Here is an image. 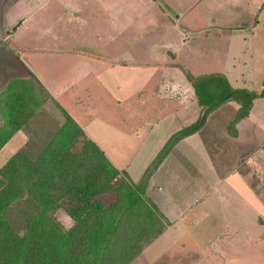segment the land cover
Returning a JSON list of instances; mask_svg holds the SVG:
<instances>
[{
    "label": "crops",
    "instance_id": "0c3cea01",
    "mask_svg": "<svg viewBox=\"0 0 264 264\" xmlns=\"http://www.w3.org/2000/svg\"><path fill=\"white\" fill-rule=\"evenodd\" d=\"M247 1L15 0L4 13L12 33L6 51L0 50V90L12 77L35 78L136 181L170 135L202 112L185 74L194 57L190 45L204 60L220 59L219 69L191 75L221 73L231 82L235 64L225 66L228 50L218 44L242 33L239 12ZM108 98L115 108L103 102ZM44 106L13 134H27ZM238 107L230 100L209 112L203 126L177 141L151 173L147 195L170 224L129 264H158L176 251L195 254L197 264L258 262L257 251H264V192L257 191L264 184V96L237 119ZM162 113L172 121L147 152L160 122L155 116ZM200 231L207 240L198 241ZM177 233L195 241L174 242Z\"/></svg>",
    "mask_w": 264,
    "mask_h": 264
},
{
    "label": "trees",
    "instance_id": "16d2710c",
    "mask_svg": "<svg viewBox=\"0 0 264 264\" xmlns=\"http://www.w3.org/2000/svg\"><path fill=\"white\" fill-rule=\"evenodd\" d=\"M199 117L170 135L148 165L140 184L125 177L97 144L35 78L12 77L0 90V150L47 101L61 113L43 146L21 148L0 166V264H129L165 228L149 198L144 197L148 176L171 147L199 130L206 117L227 101L239 107L236 118L248 115L261 91L234 88L225 75L193 76L186 72ZM125 172L122 174L124 175ZM115 190L106 205L99 196ZM64 210L71 220L65 227L57 218Z\"/></svg>",
    "mask_w": 264,
    "mask_h": 264
},
{
    "label": "rangeland",
    "instance_id": "374dc122",
    "mask_svg": "<svg viewBox=\"0 0 264 264\" xmlns=\"http://www.w3.org/2000/svg\"><path fill=\"white\" fill-rule=\"evenodd\" d=\"M14 1L15 0H0V50H3V46L5 44H8L11 39L10 34L12 33V31H11V28L7 26L4 22V13L7 7L10 4H12ZM247 2L248 3L243 4L242 9L239 12L240 22L242 23L241 25H243L241 27L242 33L240 32L232 33L231 36L229 35L230 40L223 42V43H219L218 46L220 50L221 48L228 50V56L227 58H224V62H223L225 63V66L231 63L235 64L232 69L231 68L229 69L231 73L229 74V78H230V81H231L230 83L232 84V86L234 88H247L251 90H258L261 86L262 80L264 79V9L255 10L256 7L260 6L262 0H257V3H256V0H248ZM51 7L52 6L50 5L49 9H51ZM52 23H55V22H52ZM250 30H252L253 32H251ZM197 34L195 35L197 36ZM242 35L245 37L250 36V38L248 40L243 41L242 39H240ZM191 37H192V34L189 35V38ZM197 37H199V35ZM187 50L189 53H192L194 56L193 59L190 61L192 63H191V68L188 70V73L189 72L196 73V71L198 72L201 71L200 69H203L202 71H205L204 69H207L209 71L219 69L218 63L220 59L207 58L204 60L202 57L203 54L201 56L200 53L198 52L199 49L197 48V45H193V47L190 45V48H188ZM3 51L5 52L6 50L4 49ZM207 61H208L209 66H207L206 64ZM242 63H245V65L243 66ZM103 102L105 103L107 102L109 106L113 105L112 106L113 108L116 107V104L114 103V101L112 103L111 98L105 99ZM47 104H48L47 106H44L41 110H39L35 114L31 124L28 125L27 134H14L12 138L3 146V148L0 150V166L14 152H16L17 150L21 148H25L27 144L29 145V143H30V146H28V148L30 147V149H33L35 151L43 146V143L45 142L46 138L49 135V134H45V130L48 132H52L55 126L59 122H61L60 120L62 119L61 113L59 112L58 108L51 101H47ZM104 111H105V108H103L101 112L104 113ZM156 117L158 118L160 117L159 119L160 122L159 124H156L153 127V130L151 131V132H155L154 134H156L155 135L156 138L154 137L151 138L150 145L147 147V152L150 151L152 147L154 146V144L159 141V138H157V135L163 134L168 129V124H170L172 121V118L171 117L169 118L168 115H164V113H162L160 116L159 115L155 116V118ZM1 123L2 122H0V124ZM141 154L142 152L138 155V157H140L139 159H141L144 155V154L143 155ZM146 169L143 171L140 178L136 179V181L132 180L126 174V172L123 175L122 173L124 171H121V177L123 176L127 178L128 180H131L135 184H140L144 178ZM150 177L151 175L148 176L147 182H146V187L144 191L145 198H149L147 195V187L149 184ZM257 191L259 193H261L262 191L264 192V184L259 185V187H257ZM99 198L106 205H108L116 200L117 193L115 190H112V191H109L107 193L100 195ZM156 208H157V211L161 215V216H158L159 218L158 220L162 223V225L166 226L170 224V221L165 216V214L161 212V210L157 206ZM56 218L65 227L70 226L72 223L69 217L66 215V213L62 209L58 210V212L56 213ZM201 232L202 231L199 232L201 236L197 237L199 242L201 241V238H203V240H207L208 238L207 235L202 234ZM179 237H182V239L184 238L187 239L186 241L188 243L193 240L195 241V237L192 239L191 235L190 236L178 235V233L173 234L171 239H173V241L176 242L177 238ZM255 257H257V261H258V262H255L256 264H264V251L263 250H261V252L257 251ZM203 260L205 259H202L201 264H208L207 261H203ZM195 261H196L195 254L185 253L183 251H179V252L176 251V252L167 253L163 255L158 264H166V263L168 264H197V261L196 262ZM147 262L141 261V263H139V261L136 260V261H133L131 264H147Z\"/></svg>",
    "mask_w": 264,
    "mask_h": 264
}]
</instances>
